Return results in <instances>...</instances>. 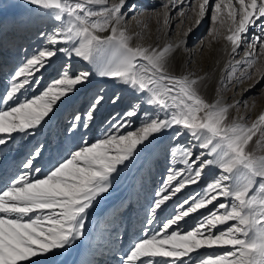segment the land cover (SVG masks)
I'll return each instance as SVG.
<instances>
[{
  "label": "snow or ice",
  "instance_id": "1",
  "mask_svg": "<svg viewBox=\"0 0 264 264\" xmlns=\"http://www.w3.org/2000/svg\"><path fill=\"white\" fill-rule=\"evenodd\" d=\"M23 2L49 23L37 31L38 45L22 50L23 61L0 93V264H50L85 240L90 243L80 264H264V156L247 148L257 133L264 137V113L251 125L230 121V107L247 101L209 102L200 92L205 76L172 74L171 44L145 46L139 33L128 31L129 12L132 19L149 12L128 0ZM184 6L190 0H169L163 12L151 10L163 18L158 34H167L170 9L183 17ZM209 7L210 0H199L185 46ZM261 18L264 0H215L208 36L230 46L220 87L251 82L250 90L264 79V67L251 71L264 58ZM253 27L257 32L249 38ZM79 62L89 67H76ZM49 67L55 76L36 93ZM94 75L118 87L111 95L90 87ZM108 104L122 111L90 136ZM61 106L68 116L53 120ZM134 121L138 126L125 132ZM169 133L170 163L183 167H169L162 186L135 211L139 227L130 235L126 229L122 243L123 214L139 202V191L133 184L127 196L101 205L133 169L136 179L152 166L156 142ZM190 185L200 190L173 200ZM210 205L189 223L190 214ZM93 214L112 242L110 259H97L91 251Z\"/></svg>",
  "mask_w": 264,
  "mask_h": 264
},
{
  "label": "bare ground",
  "instance_id": "2",
  "mask_svg": "<svg viewBox=\"0 0 264 264\" xmlns=\"http://www.w3.org/2000/svg\"><path fill=\"white\" fill-rule=\"evenodd\" d=\"M112 0H109L111 3ZM129 4H135L138 9H147V14H142L136 19H132V13H128L126 26L128 31L135 35L139 33L143 40L141 41L145 46L159 43L171 44L174 53L171 56V71L174 75H185L189 73H195L197 76H205V80L201 86V95L205 97L209 102H215L220 99L226 105H235L237 101H247V103H240L235 107L229 109V120H237L242 123L251 125L258 116L264 113V92L263 96L256 97V94L264 87V79H261L259 83H256L255 87L248 89V83L240 85L237 88L228 86L227 88L220 87L221 73L225 70V66L228 64L230 57L227 54V49L230 47L222 37L213 41L208 34L204 35V21L206 16L211 13V7L214 6L215 0H210L209 10L206 12L205 17L201 23L194 27V30L187 34L186 46L184 45L185 32L190 25L193 24L196 18V11H198L199 0H190L191 6H184L185 16L179 15L178 9H170L169 15L171 16V23L167 30V34L164 31L157 33L158 27L162 25L163 18L159 20L154 17L151 10L163 12V4L169 2V0H128ZM12 4V7L8 5ZM127 9H125L126 11ZM264 20V18H261ZM210 29L213 27L212 21ZM49 17L46 15H37L32 10L30 5H27L23 0H0V93H3L6 87V77L13 71L24 58V52L22 50H31L38 45L36 39V33L38 30H43L48 26ZM254 27L250 29V31ZM226 32L227 29H222ZM249 31V38L253 35ZM179 45V47H177ZM258 51V49H257ZM243 56V49L240 50L239 59ZM59 63V61H57ZM53 65L52 67H54ZM52 67L44 70L42 73V80L39 88L36 89V93L40 89L46 86L55 76ZM76 67H89L84 62H79ZM256 67H264V58L257 60V65L251 69L253 73L256 71ZM37 75H41L37 73ZM90 87L103 88L107 91L108 95L118 87L115 81L99 79L95 75L92 78V84ZM36 93L29 92L28 95H34ZM80 102L86 103L83 95L80 96ZM123 106L113 107L108 104L98 113L95 125L92 129L90 136H95L99 133L102 122L112 113L122 111ZM68 113L64 111V106L57 111L53 120H59L64 118ZM139 122L134 121L133 127L125 129L124 131L134 130L138 126ZM169 134L161 136L156 142V150L158 153L157 158L154 160L152 166L149 169L143 170L137 174V178L134 179L132 173L127 174L126 179L117 185L116 190L112 192L101 205V207L110 206L117 200L125 197L129 194L132 185L135 184L136 189L139 191V202L133 201L129 206L128 211L124 213V217L127 221L125 228L128 234L136 231L139 227L135 224V211L139 210L141 205L147 202L149 196L154 195V190L157 187L162 186L163 181L166 179V175L169 167H176L177 169L183 167L178 161L175 165L170 162L172 160V154L168 149ZM259 141V143H257ZM249 151H252L256 156H264V137L260 133H257L253 137V140L249 142ZM159 176V178H158ZM179 179V178H178ZM207 179V178H206ZM175 184V181L173 182ZM200 186L190 185L186 186L177 197L183 199L189 196V194L198 192ZM168 203H171L169 201ZM215 203V202H214ZM201 209L195 214H190L188 217L189 223L193 222V217L201 216L208 213L209 208ZM99 209L97 210V213ZM131 219L129 220V215ZM233 222H229L231 224ZM228 225H218L217 229H226ZM89 232L92 234L91 251L96 254L97 259L107 260L111 258V252L108 249L112 248V242L109 240L107 231L96 225L95 214L89 219ZM115 228L116 225H112ZM95 231L93 232V229ZM215 231V230H214ZM128 235H125V231L119 237L120 242H127ZM90 241L85 240L83 242H77V245L67 252L61 253L59 256L53 257L50 264H80L82 259V253L88 251V245ZM116 247L117 244H116ZM208 252L212 250H202ZM26 264V262H21Z\"/></svg>",
  "mask_w": 264,
  "mask_h": 264
},
{
  "label": "rangeland",
  "instance_id": "3",
  "mask_svg": "<svg viewBox=\"0 0 264 264\" xmlns=\"http://www.w3.org/2000/svg\"><path fill=\"white\" fill-rule=\"evenodd\" d=\"M9 7H12L13 5L12 4H9L8 5ZM211 13H209L207 16H206V19H205V21H204V35H207L208 34V32L210 31V26H211ZM257 32V30H254V29H252L251 31H250V33L251 34H255ZM47 85V84H46ZM263 85H264V83L262 84V87H263ZM264 88V87H263ZM41 89H43V87L41 88ZM40 89V90H41ZM263 96V92H261V91H259L257 94H256V97H258L259 99H260V97H262ZM68 116V114L64 117V118H66ZM249 147V145L247 146V148ZM158 178H159V176H158ZM213 206H211L210 208H212ZM126 230V228H125V226L124 227H121L120 229H119V231H120V233H121V235L123 234V232ZM123 243H125V241L123 242ZM117 246L119 247V244H117Z\"/></svg>",
  "mask_w": 264,
  "mask_h": 264
}]
</instances>
